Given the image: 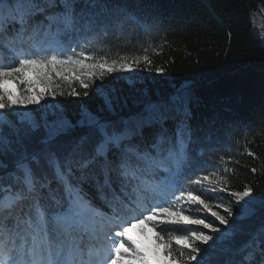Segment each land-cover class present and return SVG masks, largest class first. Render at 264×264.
Returning <instances> with one entry per match:
<instances>
[{"label": "snow or ice", "instance_id": "obj_1", "mask_svg": "<svg viewBox=\"0 0 264 264\" xmlns=\"http://www.w3.org/2000/svg\"><path fill=\"white\" fill-rule=\"evenodd\" d=\"M104 10H111L105 0H0V50L18 53L14 62H0V264H264V197L259 206L256 197L246 200L252 187L231 192L240 205L235 213L204 195L214 187L181 189L175 200L148 204L150 193L176 187L192 159L188 90L134 111L115 89L110 94L98 86L104 104L96 113L85 108L78 119L45 117L42 124L29 118L24 127L11 121L10 110L44 98L34 89H49L52 71L71 83L65 72L80 69L74 78L86 90L93 78L132 70L90 54L87 44L67 54L61 37L90 29ZM33 48L47 54L37 56ZM10 81L27 88L14 92L5 86ZM20 115L25 123L28 114ZM217 183L227 185L229 177ZM145 224L155 230V248L132 233ZM191 225L202 229L182 227Z\"/></svg>", "mask_w": 264, "mask_h": 264}, {"label": "trees", "instance_id": "obj_2", "mask_svg": "<svg viewBox=\"0 0 264 264\" xmlns=\"http://www.w3.org/2000/svg\"><path fill=\"white\" fill-rule=\"evenodd\" d=\"M105 2L111 10H104L97 24L61 40L68 55H73L71 49L79 51L81 45L87 44L90 54L104 56L109 63H128L135 70L136 79L107 73L103 80L90 82L85 90L74 75H70L71 83L59 77L49 89L42 85L34 89L44 94L39 104L10 110L16 126H26L28 121L21 123L19 115L29 112L41 124L45 117L49 121L60 116L78 119L85 108L96 113L104 104L98 86L110 94L115 89L121 102L126 100L127 108L134 111L149 100L167 99L177 89H186L191 94L192 159L183 175L176 177L180 185L172 200L181 189L199 192L202 188L224 187L236 203L231 192L249 186L253 193L245 199L256 197L259 206V198L264 197V42L253 30L252 14L264 5V0ZM50 46L51 43L44 45ZM145 55L151 63L143 59ZM136 59L139 63H134ZM5 60L14 62L1 50L0 62ZM5 86L14 92L27 88L19 81ZM73 89L77 96L69 95ZM85 91L88 95H84ZM205 174L209 180L202 179ZM221 176L229 177L227 185L217 183ZM190 178H201L202 185L189 183ZM211 192L204 195L211 197ZM89 194L94 196V190ZM156 196L159 191L150 193L148 201ZM251 223L257 227L259 215ZM217 226L224 228L218 222ZM219 259L227 261L228 256L221 254Z\"/></svg>", "mask_w": 264, "mask_h": 264}, {"label": "rangeland", "instance_id": "obj_3", "mask_svg": "<svg viewBox=\"0 0 264 264\" xmlns=\"http://www.w3.org/2000/svg\"><path fill=\"white\" fill-rule=\"evenodd\" d=\"M252 22H253V30H254V32L259 34L261 36L263 42H264V5H261L258 8V10L253 12V14H252ZM31 50L35 51L36 53L39 52L35 48H33ZM17 55H18V53L14 52V51L13 52H8V56L9 57H13V59H15ZM61 71H64V70L61 69ZM79 71H80V69H68L65 72V76H70V75L73 76V75H75V73H77ZM83 71L87 72L88 69H84ZM113 74L116 75V76H124V77H127L129 79H133V80L136 79V72H135L134 69H132L131 71L113 72ZM28 76L33 77L35 79V77L32 75V73H29ZM51 76H52V86L51 87H53V86H55V83H56L54 80L58 79L60 76H57L55 71L51 72ZM94 79L95 78H93V80ZM29 118L34 119L36 121L35 115L32 112H29L27 116H24L23 120L28 121ZM21 119H22V115H19V120L21 121ZM171 195L172 194L170 193V196ZM211 197H215L216 198V199L213 200L214 204L216 203V200H222V202L225 205H230L234 213L237 211V209L240 206L239 204L237 205L236 203H234L233 199L229 196L228 193H226L225 191L224 192H219V189H216V188L211 192ZM220 212H221V214H223L225 216L227 215L226 213L223 212V208L220 209ZM185 214H187V213H185ZM161 227H168V226L167 225H161ZM191 227H193V228H197V227L202 228V226H198V225H191ZM205 230H207V229H205ZM132 233L137 239L143 241L146 245H148V246H150L152 248H155V246H156V240L154 238L155 230H153L150 225L145 224V225H140V226L134 227L132 229ZM214 234H217V233H214ZM161 253H162V250H161Z\"/></svg>", "mask_w": 264, "mask_h": 264}, {"label": "water", "instance_id": "obj_4", "mask_svg": "<svg viewBox=\"0 0 264 264\" xmlns=\"http://www.w3.org/2000/svg\"><path fill=\"white\" fill-rule=\"evenodd\" d=\"M13 123L16 125L15 121L13 120Z\"/></svg>", "mask_w": 264, "mask_h": 264}, {"label": "bare ground", "instance_id": "obj_5", "mask_svg": "<svg viewBox=\"0 0 264 264\" xmlns=\"http://www.w3.org/2000/svg\"><path fill=\"white\" fill-rule=\"evenodd\" d=\"M11 119V118H10ZM11 121L13 122V120L11 119Z\"/></svg>", "mask_w": 264, "mask_h": 264}]
</instances>
